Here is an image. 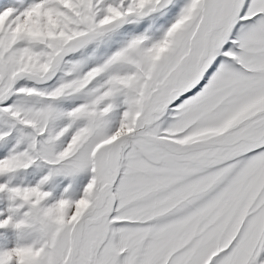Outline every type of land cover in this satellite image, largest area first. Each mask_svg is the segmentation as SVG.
<instances>
[{"label": "snow or ice", "instance_id": "1", "mask_svg": "<svg viewBox=\"0 0 264 264\" xmlns=\"http://www.w3.org/2000/svg\"><path fill=\"white\" fill-rule=\"evenodd\" d=\"M0 264H264V0H0Z\"/></svg>", "mask_w": 264, "mask_h": 264}]
</instances>
